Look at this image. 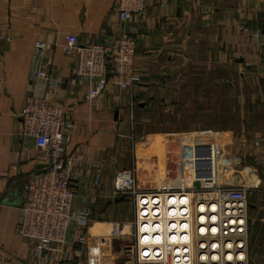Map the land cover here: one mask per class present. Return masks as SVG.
I'll list each match as a JSON object with an SVG mask.
<instances>
[{
	"label": "crops",
	"instance_id": "crops-1",
	"mask_svg": "<svg viewBox=\"0 0 264 264\" xmlns=\"http://www.w3.org/2000/svg\"><path fill=\"white\" fill-rule=\"evenodd\" d=\"M114 3L0 0V264L34 261L30 245L15 231L22 185L45 165L33 137L22 133L19 111L26 100L44 99L71 117L73 127L64 135L74 169L81 171L74 181L76 203L89 209L91 231L115 233L114 222L125 218L126 201L106 194L116 171L131 164L134 115L154 101L164 99L165 108L173 105L182 99L179 88L187 81H201L208 89L207 106L197 98L196 107L204 109L197 112L212 108L213 125L220 117L229 123L206 128L218 133L204 136L199 144H204L202 153L216 156L221 184L252 187L248 254L255 264H264L255 247L264 244V66L260 40L241 30L244 25L261 29L264 0H148L141 15L124 23ZM122 29L136 39L139 80L122 91L109 86L92 101L84 100L87 86L76 79L73 58L62 49L64 35L98 44ZM37 41L45 42L44 50L36 48ZM37 69L47 79L35 77ZM221 82L230 90L223 111L217 105ZM162 156L166 162L167 155ZM96 174L98 185L93 184Z\"/></svg>",
	"mask_w": 264,
	"mask_h": 264
},
{
	"label": "built area",
	"instance_id": "built-area-1",
	"mask_svg": "<svg viewBox=\"0 0 264 264\" xmlns=\"http://www.w3.org/2000/svg\"><path fill=\"white\" fill-rule=\"evenodd\" d=\"M146 5L147 0H115L114 10L124 23L132 15H141ZM251 34L260 39L264 66V22ZM35 46L44 50L45 42L37 41ZM61 46L73 58L76 79L87 86L86 101L109 86L122 91L139 80L136 39L123 29L98 44L80 43L77 35L65 34ZM34 75L47 79L41 69ZM19 117L22 133L33 137L45 163L22 185L15 226L16 234L30 245L33 264H249L252 187L221 184L213 152L204 154L201 147L197 149L185 170L191 177L179 175L169 185L140 186L133 161L118 169L106 195L128 202L131 218L119 221L115 233H94L89 229V209L76 203L74 181L81 171L74 169L64 135L73 127L71 117L44 99L26 100Z\"/></svg>",
	"mask_w": 264,
	"mask_h": 264
},
{
	"label": "rangeland",
	"instance_id": "rangeland-1",
	"mask_svg": "<svg viewBox=\"0 0 264 264\" xmlns=\"http://www.w3.org/2000/svg\"><path fill=\"white\" fill-rule=\"evenodd\" d=\"M243 28H246V31ZM241 30L251 38H255L251 33L256 31V29H251L247 25H244ZM222 73L220 77L223 78L224 75ZM205 84L201 81H195V83L187 81V83H184L179 88L180 96H183L182 99L178 97L176 100L179 101L174 102L173 105L165 108L164 99L154 101L149 105L147 104L145 112L142 111L134 115V127L132 131L134 144L128 142V145H133L130 163L133 161L137 166L140 186L155 187L158 184L161 185V183L169 185L172 181H177V176L179 175L191 177L185 171L190 168L189 164L191 162L189 159L191 155L195 154V151L200 149L201 145H204L199 144L202 142L204 136L210 133H218V131L206 130V128L229 125V123L222 120V117H220L217 124L213 125L212 108L204 113L197 112L198 110H204L203 108L196 107L197 98L200 99L199 103L200 101L202 103L205 102V106H207L206 93L208 89H206ZM208 85L210 88L211 83H208ZM219 90L221 95L217 105L223 111V108L230 102L228 83L221 82ZM198 95H201V97H198ZM218 106L214 108L217 110L219 109ZM163 153L167 155V161L165 160L166 162L162 163L161 159L164 160ZM164 167L166 170H164ZM123 214L125 218L114 222L115 224L131 218V207L127 202L125 203ZM109 226H112V223H109ZM116 238L120 239L119 237ZM258 245L255 247L257 250H260L258 254L260 257L264 255V244L258 243ZM248 257L249 264L256 263L253 258L251 259L250 253Z\"/></svg>",
	"mask_w": 264,
	"mask_h": 264
},
{
	"label": "water",
	"instance_id": "water-1",
	"mask_svg": "<svg viewBox=\"0 0 264 264\" xmlns=\"http://www.w3.org/2000/svg\"><path fill=\"white\" fill-rule=\"evenodd\" d=\"M195 185H198V183L196 182Z\"/></svg>",
	"mask_w": 264,
	"mask_h": 264
},
{
	"label": "trees",
	"instance_id": "trees-1",
	"mask_svg": "<svg viewBox=\"0 0 264 264\" xmlns=\"http://www.w3.org/2000/svg\"><path fill=\"white\" fill-rule=\"evenodd\" d=\"M122 200V199H121Z\"/></svg>",
	"mask_w": 264,
	"mask_h": 264
}]
</instances>
